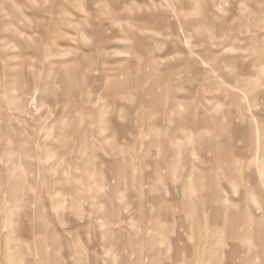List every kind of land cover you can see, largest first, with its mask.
Listing matches in <instances>:
<instances>
[{"label":"rangeland","instance_id":"374dc122","mask_svg":"<svg viewBox=\"0 0 264 264\" xmlns=\"http://www.w3.org/2000/svg\"><path fill=\"white\" fill-rule=\"evenodd\" d=\"M263 129L264 0H0V264H264Z\"/></svg>","mask_w":264,"mask_h":264},{"label":"crops","instance_id":"0c3cea01","mask_svg":"<svg viewBox=\"0 0 264 264\" xmlns=\"http://www.w3.org/2000/svg\"><path fill=\"white\" fill-rule=\"evenodd\" d=\"M116 85V90H115V93L117 94V93H124L125 92V90L127 89V85L126 84H123V83H118V84H115ZM149 92H150V94H152L153 93V91L152 90H149ZM153 95V94H152ZM162 98V97H161ZM161 98L160 97H158L157 99H158V102L161 100ZM165 98V97H164ZM156 102H157V100H156ZM171 107H170V109H169V112L170 113H172L173 111H174V108L172 107L173 106V104L172 105H170ZM203 121V120H202ZM204 122V121H203ZM181 124H183V123H180V121H178V126L179 125H181ZM218 124V123H217ZM228 124L230 125V120L228 119ZM219 125V129H221L222 130V124H218ZM185 126V124H183V127ZM149 128H147V135H148V137H149V139H150V144L151 145H153V144H155V143H158L161 139H158L157 137H156V135H154L152 132H151V130H148ZM121 132V131H120ZM163 132H164V134H166V135H164V137L166 138V137H168V139L166 140V139H164V140H161V143L162 142H165V141H168V140H170V137H172V136H169V134H168V131H166V129H164L163 130ZM228 132V131H227ZM227 132L224 134V136H225V138H228V135H226L227 134ZM261 134L263 135V140L261 141V151H262V153H264V129L263 130H261ZM232 135H234V136H237L238 138H240V139H243V140H245V136H246V130L245 129H243V128H234L233 129V134ZM134 138H139V137H136V136H134ZM163 139V138H162ZM173 153V152H172ZM237 153L238 154H243L244 152H243V150L242 151H237ZM217 184V183H216ZM245 191V193H243V195H240V201L241 202H244V203H246V200L249 198V197H251V195L253 194L252 192H254L255 191V189L254 188H248V189H245L244 190ZM254 195V194H253ZM215 197V196H214ZM245 205V204H244ZM187 206V205H186ZM245 222V224H249V222H248V220H244ZM233 238H234V236H233ZM220 239V238H219ZM218 239V240H219ZM213 240H217V237H214V239Z\"/></svg>","mask_w":264,"mask_h":264}]
</instances>
